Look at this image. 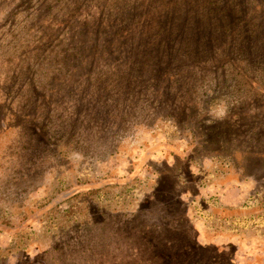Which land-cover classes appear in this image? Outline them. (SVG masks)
I'll return each mask as SVG.
<instances>
[{"label": "rangeland", "instance_id": "obj_1", "mask_svg": "<svg viewBox=\"0 0 264 264\" xmlns=\"http://www.w3.org/2000/svg\"><path fill=\"white\" fill-rule=\"evenodd\" d=\"M0 264H264V0H0Z\"/></svg>", "mask_w": 264, "mask_h": 264}]
</instances>
